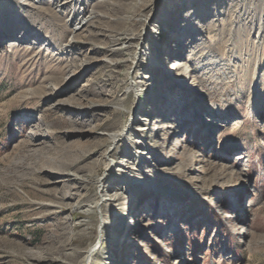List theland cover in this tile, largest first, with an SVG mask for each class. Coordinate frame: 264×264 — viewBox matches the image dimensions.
Segmentation results:
<instances>
[{"label": "rangeland", "instance_id": "1", "mask_svg": "<svg viewBox=\"0 0 264 264\" xmlns=\"http://www.w3.org/2000/svg\"><path fill=\"white\" fill-rule=\"evenodd\" d=\"M22 1L0 0V264H84L95 245L90 264H264V0H184L159 36L178 0H144L118 46L134 0H83L74 22ZM220 21L238 40L212 42ZM102 189L124 200L77 210Z\"/></svg>", "mask_w": 264, "mask_h": 264}, {"label": "bare ground", "instance_id": "2", "mask_svg": "<svg viewBox=\"0 0 264 264\" xmlns=\"http://www.w3.org/2000/svg\"><path fill=\"white\" fill-rule=\"evenodd\" d=\"M32 1L33 2H39L40 0H32ZM82 1L83 0H65V1H63L61 3L58 0H54L53 2H54V5L57 6V8H61L62 10H65V11L67 9L66 12L70 13V15L73 17V22H74L76 16H78V14L80 12V8L79 9L73 8V6L79 5ZM165 1L166 0H156V1H154V6L156 5L157 7H160V9H161L163 7ZM185 1L184 0L175 1L174 4H173V6H172L173 9L168 8V9H164V10L161 11V16L162 17H161L160 21L157 23V27H156L157 32H155L156 34H158V36L160 35V31H161L162 25L165 24L168 21H171L172 18L174 17L173 14L177 13V11L179 10V9H177V11H176L174 8L179 7V5L185 3ZM104 3H105V0L97 2L95 4V6H94V10L101 9L104 6L103 5ZM24 4L29 5L28 3H24ZM187 4H189V0H188V3ZM70 5H71V8H70L71 10L67 8ZM112 5H113V7H116L118 9L122 8V6H120L119 3H116V2L115 3H112ZM142 6H144L143 8L145 10L148 9L147 8V5L144 2V0H134L131 3H129L128 13L127 14H124L123 17H119L118 18L119 25L124 26V27L121 28L119 31H115V30L110 31V32H113V35L111 36V40H112V43L114 44V46L121 45L122 42H128L129 43L132 40H137V38H134L135 35H133V33H132L133 31H131V27L133 26V23L135 21V19H134L135 18V15L138 14V10L141 9ZM126 7L127 6H124L123 9H126ZM152 8H154V7H152ZM89 17H91V16H89ZM218 25L219 26L222 25V31L219 34H217V36L214 37V40H212V42L219 43V42H222L223 40L226 41V42H230V41L234 42V41L238 40V37H236L234 35V33H232L233 26H226V24H223L221 21H220V23ZM85 26H87V27L94 26V20H89L86 23ZM85 26H83V28ZM210 26H211V24H210ZM184 29H185L184 35L185 36H188V32H190L192 30V27H191V25H185ZM126 30L128 31V34H125ZM76 36L77 35H75V37ZM193 41H195V39ZM65 47L68 48L69 46H67V44H65V46L62 44V48H65ZM128 47H130V46H126V48H128ZM64 50H61L60 52H63L64 53L65 52ZM116 50H119V48L116 49ZM121 50L122 49H120V51ZM223 54H224V52H223ZM257 64H259V63H257ZM257 64H255V65H257ZM178 67H180L179 70H178ZM262 67H263V64H261V65L259 64V67L257 69H261ZM187 69L189 70V66L188 65H186V64H183L182 65L180 63V61H179V63H177V67L175 68V70H178V72H179L178 74H179L180 77H182L181 78L182 81H184L183 78L185 76L186 71H188ZM234 69H236V68H234ZM135 135H137V134H132V136H135ZM123 136H124V132L123 131H120L117 134H115V136L113 137V139H114V141H116L117 138H121ZM132 144L135 145L136 143H132ZM45 162H46V160H45ZM47 162H48V164H51L52 166H54V165H55V167L57 166L56 160H48ZM68 163L69 164L62 163L61 165H62L63 168H70L71 166H74V167L77 168L75 170L76 173H79L80 172L81 168L78 167L77 163H74V164L71 163V162H68ZM131 168H133V167L129 166L128 169H131ZM117 171H119L120 174L117 175V177L114 179L113 185L116 184L117 183V180H119L120 178L121 179H127V177H129L128 176V173L129 172H123V171L121 172L120 170H117ZM91 177L92 176H89V175L82 176V178L76 176V179H79L80 180L79 182L81 183V185H80L79 188L86 189V186L88 184H91V182L93 180ZM74 179H75V177H74ZM69 181H71V178L69 179ZM125 185H129V183H127ZM71 188H73V187H71ZM100 192H101L100 193L101 199L98 202H96V203H90V204H82L81 206H78L77 207V210L82 211L86 215L92 214L95 211V209L98 208V207L99 208L109 207V208H111V210H113V209L115 210L117 204H119V202H121V201L124 200L123 197L120 198V197H118V195H116V196H114L112 198H108L112 194L111 193L112 190H110V189H102ZM48 206L52 207L53 208L52 210L55 211V213H60L59 211H62V209H63V206L58 205V204H49ZM63 238L65 239V236ZM97 249H98V245H95V246L89 248L85 252L86 253V257H85V263L84 264H90L92 262V260L94 259L95 253L97 252Z\"/></svg>", "mask_w": 264, "mask_h": 264}]
</instances>
